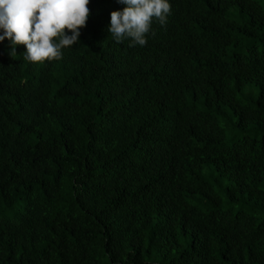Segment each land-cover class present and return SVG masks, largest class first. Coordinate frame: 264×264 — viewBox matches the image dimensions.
Masks as SVG:
<instances>
[{"label":"trees","instance_id":"16d2710c","mask_svg":"<svg viewBox=\"0 0 264 264\" xmlns=\"http://www.w3.org/2000/svg\"><path fill=\"white\" fill-rule=\"evenodd\" d=\"M169 3L144 46L118 0L59 61L0 42V264H264V0Z\"/></svg>","mask_w":264,"mask_h":264},{"label":"clouds","instance_id":"9594fccd","mask_svg":"<svg viewBox=\"0 0 264 264\" xmlns=\"http://www.w3.org/2000/svg\"><path fill=\"white\" fill-rule=\"evenodd\" d=\"M118 2L125 7L111 12L108 27L116 42L130 38L144 46L153 21L166 25L171 14L169 0ZM90 15V0H0V42L8 39L11 56L23 45L29 62L59 61L66 47L79 43Z\"/></svg>","mask_w":264,"mask_h":264}]
</instances>
